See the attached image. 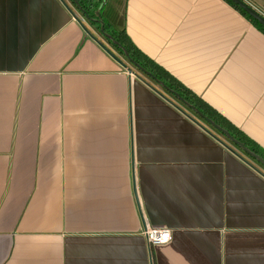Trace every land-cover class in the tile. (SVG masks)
<instances>
[{
	"label": "crops",
	"instance_id": "0c3cea01",
	"mask_svg": "<svg viewBox=\"0 0 264 264\" xmlns=\"http://www.w3.org/2000/svg\"><path fill=\"white\" fill-rule=\"evenodd\" d=\"M103 15L163 83L264 153V32L241 12L107 0ZM145 225L172 241L149 248ZM0 264H264V167L72 0H0Z\"/></svg>",
	"mask_w": 264,
	"mask_h": 264
},
{
	"label": "trees",
	"instance_id": "16d2710c",
	"mask_svg": "<svg viewBox=\"0 0 264 264\" xmlns=\"http://www.w3.org/2000/svg\"><path fill=\"white\" fill-rule=\"evenodd\" d=\"M72 1L74 2L77 9L83 14V16L88 21H90V23L97 30H99L100 33L105 38L107 36L111 37V39L106 38L110 45H112L116 50H118L119 53L125 56L124 52L118 46L115 45V42L119 43L121 46H123V48H125L126 52L128 53V59L129 61H131L132 64H138L143 70L151 73L156 79L163 82V78H162L163 76L161 70L158 67L153 66L149 62V60H145L139 55V53L135 50V48L129 43L125 35V31L124 30L117 31L116 29L113 28L111 24H109L106 21L103 13L107 4V0H72ZM225 1L231 4L236 10L241 12L251 23H253L257 28H259V30L264 32V27L261 26L256 20L246 15L241 9H239L229 0H225ZM102 29L103 32H101ZM167 87L173 90L174 92L178 93L185 101L194 105L203 115L206 116V114L199 108V105L184 91L178 90L177 88H173L174 86L171 85H167ZM206 117L213 120L212 118H210V116H206ZM227 130L235 139L244 143L247 148H249L251 151L255 152L256 154L264 158V153H262L258 148H256L252 144H250L245 137H243L241 134H239L238 132L232 129L231 130L227 129Z\"/></svg>",
	"mask_w": 264,
	"mask_h": 264
},
{
	"label": "water",
	"instance_id": "95a60500",
	"mask_svg": "<svg viewBox=\"0 0 264 264\" xmlns=\"http://www.w3.org/2000/svg\"><path fill=\"white\" fill-rule=\"evenodd\" d=\"M234 5H236L239 9H241L246 15L256 20L261 26L264 27V14L260 11H258L256 8H254L251 4H249L246 0H229ZM103 32V29L101 30ZM107 39H111L110 36L106 37ZM102 48L111 56L113 57L121 66L127 68V66L117 58L109 49H107L104 45L100 44ZM115 45L118 46L125 54V57L128 58V53L126 52L125 48L121 46L119 43L115 42ZM138 69L143 71L146 75L153 78L156 82H158L161 86L169 90L172 94H174L180 101H182L189 109H191L193 112H195L200 118L204 119L209 125H211L214 129H216L219 133H221L223 136H225L229 141H231L235 146H237L241 151H243L247 156H249L251 159L255 160L257 163H259L261 166L264 167V158L260 155L256 154L255 152L251 151L249 148L245 146L244 143L238 141L235 139L230 132L216 124L213 120L207 118L205 115H203L194 105L188 103L185 101L178 93L174 92L173 90L169 89L163 82L156 79L151 73L143 70L138 64H134ZM234 154L237 155V152L232 150Z\"/></svg>",
	"mask_w": 264,
	"mask_h": 264
},
{
	"label": "built area",
	"instance_id": "2783aa9c",
	"mask_svg": "<svg viewBox=\"0 0 264 264\" xmlns=\"http://www.w3.org/2000/svg\"><path fill=\"white\" fill-rule=\"evenodd\" d=\"M143 236L145 237L149 248L159 247L168 245L172 241L173 231L168 228L151 227L145 225L143 230Z\"/></svg>",
	"mask_w": 264,
	"mask_h": 264
},
{
	"label": "rangeland",
	"instance_id": "374dc122",
	"mask_svg": "<svg viewBox=\"0 0 264 264\" xmlns=\"http://www.w3.org/2000/svg\"><path fill=\"white\" fill-rule=\"evenodd\" d=\"M109 46H111V48H113L114 49V51L117 53V54H119V56H121L122 57V55L120 54V53H118V50H116L112 45H110L109 44ZM130 67V66H129ZM221 140H223L222 138H220ZM224 141V140H223Z\"/></svg>",
	"mask_w": 264,
	"mask_h": 264
}]
</instances>
